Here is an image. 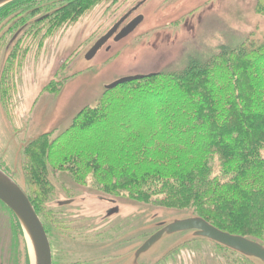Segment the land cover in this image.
<instances>
[{
	"label": "rangeland",
	"instance_id": "rangeland-1",
	"mask_svg": "<svg viewBox=\"0 0 264 264\" xmlns=\"http://www.w3.org/2000/svg\"><path fill=\"white\" fill-rule=\"evenodd\" d=\"M132 1L22 0L18 10L1 17L0 171L29 200L32 192L36 194V213L53 264H264L197 237L192 230L164 235L137 256L138 247L160 223L209 212L198 205H152L107 195L118 207L109 214L112 206L101 199L105 193L89 179L81 185L67 172L48 167L38 171L48 180L43 187L32 182L28 172L32 141L42 135L47 142L57 137L84 108L99 102L106 85L123 76L181 70L193 60L206 59L219 46H234L244 38L264 40V0H146L138 27L119 41L110 39L86 60V51ZM50 13H56L54 18L44 19ZM211 165V174H218L216 156ZM67 199L72 202L58 205ZM2 211L20 234L12 236L14 251L9 249L10 257L6 252L4 261L33 264L31 245L17 219L6 206Z\"/></svg>",
	"mask_w": 264,
	"mask_h": 264
},
{
	"label": "trees",
	"instance_id": "trees-1",
	"mask_svg": "<svg viewBox=\"0 0 264 264\" xmlns=\"http://www.w3.org/2000/svg\"><path fill=\"white\" fill-rule=\"evenodd\" d=\"M21 2L2 7L0 19ZM45 138L32 141L35 185L48 182L38 171L49 167L81 185L89 179L106 196L201 206L214 227L264 243V40L244 38L181 70L106 89Z\"/></svg>",
	"mask_w": 264,
	"mask_h": 264
},
{
	"label": "water",
	"instance_id": "water-1",
	"mask_svg": "<svg viewBox=\"0 0 264 264\" xmlns=\"http://www.w3.org/2000/svg\"><path fill=\"white\" fill-rule=\"evenodd\" d=\"M11 1L15 0H0V7ZM121 21L122 19H120L111 29L96 40L87 53V59L92 57L113 35ZM140 21L141 17H137L128 25L124 26L121 32L115 35L114 40H120L130 34ZM24 27L25 25L19 28L12 35L6 48H8L15 41ZM59 65L60 64H57V66L55 65V68ZM147 75H152V73L146 75L135 74L123 76L106 85L105 89H112L118 85L139 80ZM0 201L13 212L24 235L27 237L32 249L33 264H51V249L43 224L41 223L34 207L24 191L2 171H0ZM70 202L71 200H64L58 202V205H66ZM159 225L161 228L147 238L140 245V247H138L136 251L137 256L150 249L164 235L192 230L193 234L197 237L210 239L211 241L232 249L244 256L259 259L262 263H264V246L262 244L240 235H234L222 231L201 217L175 219L172 222L166 224L160 223Z\"/></svg>",
	"mask_w": 264,
	"mask_h": 264
},
{
	"label": "flooded vegetation",
	"instance_id": "flooded-vegetation-1",
	"mask_svg": "<svg viewBox=\"0 0 264 264\" xmlns=\"http://www.w3.org/2000/svg\"><path fill=\"white\" fill-rule=\"evenodd\" d=\"M146 2V0H133L132 2H130V3H128V4H125V6H124V10L121 12L122 14L120 15V17H119V19L117 20V21H115L112 25H111V27L109 28V29H111L120 19H122V21H121V23L119 24V26L117 27V29H116V31L113 33V35L104 43V45L110 40V39H113V41H115L114 40V37H115V35L117 34V33H119V32H121V30H122V28L124 27V26H126V25H128L131 21H133L134 19H136L137 17H141V21H140V23L143 21V19H144V15L140 12V8L142 7V5L144 4ZM139 23V24H140ZM138 24V25H139ZM138 25L136 26V28L138 27ZM22 26H24V25H22ZM21 26V27H22ZM28 25H27V23H26V25H25V27L24 28H26ZM20 27V28H21ZM135 28V29H136ZM108 29V30H109ZM134 29V30H135ZM107 30V31H108ZM133 30V31H134ZM106 31V32H107ZM132 31V32H133ZM105 32V33H106ZM131 32V33H132ZM21 33V32H20ZM104 33V34H105ZM104 34H102V35H104ZM101 35V36H102ZM129 35V34H128ZM101 36H99L98 38H100ZM126 37V36H125ZM125 37H123V38H125ZM97 38V39H98ZM122 38V39H123ZM11 39V38H10ZM96 39V40H97ZM121 40V39H120ZM117 41H119V40H117ZM96 42V41H95ZM94 42V43H95ZM116 42V41H115ZM93 43V44H94ZM92 44V45H93ZM12 45V44H11ZM10 45V46H11ZM103 45V46H104ZM102 46V47H103ZM6 47H7V45H6ZM92 47V46H91ZM90 47V48H91ZM101 47V48H102ZM89 48V49H90ZM100 48V49H101ZM108 48V47H107ZM99 49V50H100ZM98 50V51H99ZM89 51V50H88ZM88 51H86V53L84 54V58L87 60V58H86V56H87V53H88ZM97 51V52H98ZM96 52V53H97ZM96 53L92 56V57H94L95 55H96ZM92 57H90V58H92ZM89 58V59H90ZM150 74V73H149ZM152 74H154V73H152ZM31 145H32V143H31ZM32 158V157H31ZM4 169V168H3ZM4 171L5 172H7V170H5L4 169ZM28 172H29V175H31L32 173V159L29 161V163H28ZM8 173V172H7ZM8 175H10L9 173H8ZM11 176V175H10ZM11 177H13V175L11 176ZM106 197V198H105ZM101 199H103L104 200V202H106V204L107 205H109L108 206V208L110 207V206H112V207H110L109 209H107L108 210V212H109V214H111L112 212L113 213H115V212H117L118 211V207L116 206L117 204L115 203V201L113 200V199H111V198H107V196H104V197H101ZM67 200H71V199H67ZM1 202V201H0ZM58 202H60V201H58ZM71 202H72V200H71ZM70 202V203H71ZM2 203V202H1ZM69 203V204H70ZM3 205H0V212H2L1 214H0V264H9V262H5L4 261V255H6V252H8V255H9V257H10V251H14V248H13V250H12V247L11 246H13L12 244H13V241H12V236H13V238L15 237V236H17V235H20L19 234V229H18V226H16L15 224H14V221L10 218V217H8L7 219L4 217V216H2V214H3V211H2V207L3 206H6V205H4V203H2ZM66 205H68V204H66ZM2 206V207H1ZM7 207V206H6ZM8 208V207H7ZM8 210L12 213V215H13V217H15L14 216V214H13V212L8 208ZM2 219V220H1ZM14 219H16V218H14ZM172 222V221H171ZM164 224H166V223H164ZM160 226V225H159ZM161 228V226L159 227V229ZM158 229V230H159ZM156 232V231H155ZM154 232V233H155ZM154 233H152V234H154ZM151 234V235H152ZM150 235V236H151ZM6 236V237H5ZM149 236V237H150ZM148 237V238H149ZM5 240H7V244H6V241ZM146 240V239H145ZM144 240V241H145ZM143 241V242H144ZM8 245V246H7ZM14 247H15V245H14ZM9 249H10V251H9ZM12 264H14V263H12ZM51 264H53V262H52V256H51Z\"/></svg>",
	"mask_w": 264,
	"mask_h": 264
},
{
	"label": "bare ground",
	"instance_id": "bare-ground-1",
	"mask_svg": "<svg viewBox=\"0 0 264 264\" xmlns=\"http://www.w3.org/2000/svg\"><path fill=\"white\" fill-rule=\"evenodd\" d=\"M163 237V236H162Z\"/></svg>",
	"mask_w": 264,
	"mask_h": 264
}]
</instances>
